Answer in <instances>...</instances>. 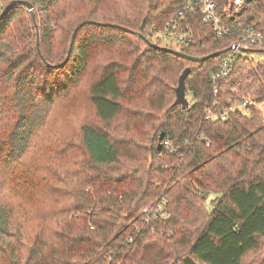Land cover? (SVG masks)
<instances>
[{
	"label": "trees",
	"instance_id": "16d2710c",
	"mask_svg": "<svg viewBox=\"0 0 264 264\" xmlns=\"http://www.w3.org/2000/svg\"><path fill=\"white\" fill-rule=\"evenodd\" d=\"M12 1L34 19L17 5L0 20V264H264V42L241 41L264 34V0H211L222 35L185 0H0V13ZM172 19L193 43L155 36ZM60 106L87 107L78 142L38 147ZM160 202L164 218L143 213Z\"/></svg>",
	"mask_w": 264,
	"mask_h": 264
},
{
	"label": "built area",
	"instance_id": "2783aa9c",
	"mask_svg": "<svg viewBox=\"0 0 264 264\" xmlns=\"http://www.w3.org/2000/svg\"><path fill=\"white\" fill-rule=\"evenodd\" d=\"M186 1V6L183 11L187 10H193L195 3L199 5L200 7V12L202 14V21L205 24H209L213 27V30L217 32V35H222L227 33V29L222 26L221 20L215 10V4L211 0H185ZM229 3L233 6V8L237 11L243 7V5L246 3L245 0H228ZM183 11L178 12V19L179 17H182ZM156 37L164 40V41H172L173 44L177 45H189L193 43V37L192 35L186 31V29L180 27L178 21L176 19H172L169 21L164 30L162 32L156 33ZM241 41L242 42H247L249 44H255V43H262L264 42V34L251 30V29H246L243 34L241 35ZM231 50L236 52V51H241V47L239 44H233L231 46ZM232 57L224 59L218 74L216 76H222L226 73L227 68L229 64L231 63ZM252 102L250 101H245L243 102L241 107L246 106L247 104H251ZM207 117L211 120L215 119H220L224 120L225 119V112L221 114H214L212 110L208 109L207 110ZM161 146L165 149L167 152H174L175 148L170 144L168 140H164L161 142ZM163 203H155L148 205L146 208H144L143 213L146 214L147 216H152L156 218H164L166 216V213L163 208Z\"/></svg>",
	"mask_w": 264,
	"mask_h": 264
},
{
	"label": "rangeland",
	"instance_id": "374dc122",
	"mask_svg": "<svg viewBox=\"0 0 264 264\" xmlns=\"http://www.w3.org/2000/svg\"><path fill=\"white\" fill-rule=\"evenodd\" d=\"M163 44H167V42H163ZM169 46H174L167 44ZM86 86L82 89V91L78 94V97L75 99L76 102L80 101L82 99V95L84 92H86ZM84 103V102H83ZM240 107V106H239ZM87 107L86 106H78L75 110V112L71 111V107H58L54 113L50 116L49 119V127H47L48 131L44 133V135L37 141L38 147H43L45 144L48 143L49 139L51 137H57V134H59L62 137H66V141H72V142H78L79 137L74 130H78V118H81L80 114L83 111L87 115ZM259 112L261 113V119L264 120V103L257 106ZM239 110H243L242 107L239 108ZM77 137V138H76ZM36 159V158H35ZM37 160V159H36ZM41 161V159H38ZM214 198L213 195H210L208 197V200L206 201V208H210V201Z\"/></svg>",
	"mask_w": 264,
	"mask_h": 264
},
{
	"label": "water",
	"instance_id": "95a60500",
	"mask_svg": "<svg viewBox=\"0 0 264 264\" xmlns=\"http://www.w3.org/2000/svg\"><path fill=\"white\" fill-rule=\"evenodd\" d=\"M250 0H245L246 3H248ZM17 5H20V6H24L27 11L31 14L32 16V19H34V14H33V7L31 4H29L28 2H25V1H12L10 2L8 5H6L2 12L0 13V20L3 18V16L14 6H17ZM102 27H113V28H119L123 31H128L126 28H122V27H118V26H115V25H109V24H98ZM82 26V25H80ZM143 26H144V21L142 22L141 24V27L140 29L142 30L143 29ZM78 31V28H75L72 35H71V39H70V43H69V50H68V54L66 56V59L65 61L63 62L66 63L68 58H69V54L71 52V48L73 46V43H74V39H75V35ZM150 47L152 48H156V49H159L161 51H165V52H169L177 57H180V58H183V59H186L188 61H191V62H202L204 61L205 58H198V57H192V56H188L186 54H183L177 50H173V49H169V48H166V47H160V46H157L153 43H148ZM250 50L247 49V48H241V52H249ZM227 52V50H222V51H218V52H215L213 54L210 55V57H218V56H221L223 54H225ZM190 72V69L189 68H186L182 74L180 75L179 79H178V84H177V87L175 88L174 92H175V102L174 104H178L182 107V109H185L187 106H188V100L185 96V79L186 77L188 76ZM163 138L162 134L160 135L159 137V141H161ZM157 148L158 150L161 149V143H158L157 145Z\"/></svg>",
	"mask_w": 264,
	"mask_h": 264
}]
</instances>
